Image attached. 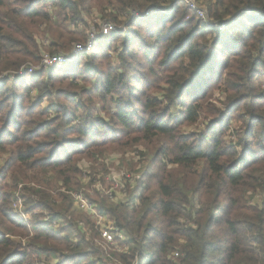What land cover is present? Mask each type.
<instances>
[{
    "label": "trees",
    "instance_id": "trees-1",
    "mask_svg": "<svg viewBox=\"0 0 264 264\" xmlns=\"http://www.w3.org/2000/svg\"><path fill=\"white\" fill-rule=\"evenodd\" d=\"M103 3L109 5L97 14L95 32L105 23L124 28L98 36L99 52L79 53L61 75L52 66L16 76L42 49L69 54L86 44L84 9ZM202 6L211 23L225 24H204L183 0H0V153L10 152L0 179L8 174L13 188L18 175L36 169L70 188L81 156L162 139L150 169L141 168L138 206L99 207L133 243L118 255L124 264L135 257L137 264H264V0H206ZM147 12L150 20L142 23ZM57 75L58 81L90 75L95 81L71 94L54 89ZM81 94L87 102L98 100L107 123ZM47 97L52 100L41 108ZM189 127L197 133L185 132ZM152 180L156 189L148 194ZM45 189L35 190L37 203L54 217L65 215L45 202ZM10 191L0 183V264L53 257L60 258L57 264H95L86 260L81 241L36 217L25 245L12 238L29 231L7 209ZM72 226L77 223L62 229ZM173 249L177 261L168 258Z\"/></svg>",
    "mask_w": 264,
    "mask_h": 264
},
{
    "label": "rangeland",
    "instance_id": "rangeland-1",
    "mask_svg": "<svg viewBox=\"0 0 264 264\" xmlns=\"http://www.w3.org/2000/svg\"><path fill=\"white\" fill-rule=\"evenodd\" d=\"M197 2V6H199L200 8H202L203 4L206 2V0H196ZM108 3H103L102 5H91L90 7L85 8V13L82 15L84 20L87 21L88 23L85 24L87 25L82 26L83 28H85L86 34L90 31V29L92 28L94 31L97 30L98 28L95 27V23L94 20H96L97 22H99L98 18L96 17L97 14L101 13L104 14V6L105 8H107L106 6H108ZM185 7V6H184ZM187 7V6H186ZM188 8V7H187ZM189 15H192L193 11L191 10H187ZM148 14V12L146 13ZM143 14V15H146ZM142 14L139 16H143ZM142 23H146L148 22V20H150V15H146L145 17L140 19ZM136 23L139 22V20L135 21ZM122 24V23H120ZM56 25V24H55ZM135 26V24H133ZM124 27L123 25L117 26L116 29L122 28ZM110 27H107V29L109 30ZM110 31H108L109 33ZM41 35V34H40ZM108 35V34H107ZM40 43H44V38H42V36L39 37ZM119 42V41H118ZM120 48H116L115 50H119ZM115 50H110L109 55L111 58V63H114V59H115ZM42 51H45L44 49H42ZM99 52L98 46L94 47L91 46V48L89 49V51H87V53L89 52ZM84 58H81V60ZM31 63L32 65H37L36 62H28ZM74 64V63H73ZM72 62H68V63H63L61 66H57V72L59 73V75L63 74L62 72H66L71 66H73ZM103 66L101 68V70H103L105 68V66L108 64L107 61H104ZM50 67H43V70H47ZM80 72H82L80 70ZM38 73H34V74H28L30 76H36ZM42 76H46V74H44V72L42 73ZM54 74V73H53ZM81 75H84L85 73L82 72L80 73ZM87 74V73H86ZM29 76V77H30ZM91 77H85V79H82L80 77L77 78H73L71 76V78L63 80V81H58L57 76H55L54 78V89H60V90H70L71 94H75V93H80L81 89L84 87H91L94 84V76L90 75ZM93 76V77H92ZM69 81H71V84H69ZM11 82H7L6 84H10ZM262 85V84H261ZM263 87V85H262ZM18 91H20V89H18ZM54 98V96H53ZM60 100H62V97H59ZM80 98L82 100H84V104L89 108V106L92 108H96V110L94 111L95 114H98L100 116L104 117V122H108L109 118L106 117L105 113L101 110H99L98 108L101 107V104L98 102V100L96 98L92 99L90 102L85 101V96L84 95H80ZM76 99H78V97H76ZM48 100H52L51 97H47L45 100H43L42 104H41V108L45 107L47 105V101ZM70 108L72 107L71 105H69ZM83 111V109H81V112ZM236 123L238 126L240 125L239 122H234ZM199 128V127H198ZM197 128L196 127H189V128H185V132L188 133H197ZM74 138V137H73ZM161 138L159 140H155L153 143H145L143 141H139L137 143H133V144H128L125 145L124 147L120 148V147H113L108 145L107 149H104L105 152L101 153L103 155L99 156V157H104L103 161L98 160L99 157H96L95 155L92 157H88V156H81L77 163L81 164V167L83 169H85L86 171L83 173H79L77 176V180H75L73 182V184L70 186V188H65V187H60L59 183L54 179L53 176H51V174H46V175H41L42 173H36V169L32 170V171H28L27 175L25 176H20L18 175L17 179H19L17 181V185H13V188L11 187L12 183L11 181L8 180V174H7V178L5 180L0 179V183H4L7 184L9 186V190L11 189V194L12 197L10 198V202L7 205V209H9L12 214H14L15 216H17L18 218H20L23 223L26 225V229L29 231V233L26 232V230L21 231V234L16 236H12V238L16 239L17 241H20L23 245L26 244V242L28 241V239L33 235V230H35L32 226L34 227V223H35V217L38 218V221L43 222L47 227H50L51 230L53 232H58L59 234H61L62 236H69L70 238H75L77 239V241H81V250L87 253V258L86 260H91V261H96L95 264H105V260H104V256L100 253V249L101 248L103 250V242H102V238L99 234H97V229L95 228H91V225L93 223V220L91 218H89L85 213L76 210L74 204H73V200L70 197V195L67 193V190H74V191H81L82 194L84 196H86L89 200L97 203L99 206H101L103 203L106 205H112V203L106 199L105 194H104V190H107L109 187H111L113 185V183L109 180V172L110 170H118V167H116V162L114 160H109L107 163L105 161V158L110 157L111 155L114 154H121L122 158H121V163L120 166H126L129 169H134L138 163H134L131 160L127 159L125 157V154H130L132 152H134V150H139L142 149L143 151L141 152V156H140V169L143 168L145 169L146 167H149L148 170L150 169V166H152L153 164V155L158 152L160 146H161ZM73 146H77L76 145H67L68 150L66 152H68L69 150L72 151L71 148H73ZM171 146V144L169 145ZM132 151V152H131ZM162 157V155H160L157 160H159ZM10 158V152H4V153H0V169L2 168V166L7 165V161ZM120 159V158H119ZM156 162V161H154ZM170 168H177L176 165H172ZM142 169V170H143ZM198 171L200 172L202 170V165H198L197 167ZM141 171V170H140ZM36 174V177H30V175L32 173ZM36 180H33V179ZM39 180V181H37ZM151 186L149 187L148 194H150L151 192H154L156 187H155V182L152 180L151 181ZM44 188H46L45 190L47 191L46 194H49L46 198V201L48 203L49 206L55 205V208L60 209L61 211H63L64 213H66L65 215H61L60 217V222L59 223H52L50 220H52V218H55L54 215H51L49 213V211L45 210L44 207L42 208L41 205L39 203H37V199H39L40 195L38 194L39 192H37V194L35 195L34 192L36 191H44ZM143 188H144V183H143V187L139 190V195L142 194L143 192ZM6 189V188H5ZM145 192V193H146ZM62 197H60V196ZM68 196L67 198H64V196ZM255 198V197H254ZM69 202L70 206H69ZM46 203V204H47ZM29 204H35L33 205V208L30 209L27 206H29ZM69 206V207H68ZM199 205L198 204H194V208H198ZM66 208L67 212H66ZM135 208V207H134ZM134 208H130L131 210ZM185 210L189 211L190 208L189 207H185ZM185 211V212H187ZM193 211V209H192ZM108 214V213H107ZM108 216H110L108 214ZM107 221L111 220L109 217L107 218ZM109 219V220H108ZM70 221H74V222H81L82 225L85 227L86 231H83L78 225L77 227L74 228V226H72V230L65 228L64 230L62 229L65 225H68ZM6 223H9V221H6ZM88 227L91 228V231L88 229ZM94 227V225H93ZM83 238V239H81ZM175 249L171 250L168 254V258H170L173 261H177V254H176ZM110 252H113L112 250ZM59 256V255H58ZM44 258V257H41ZM60 258H50L49 260H43L41 259V261H38L37 264H57V262L59 261ZM114 262L112 264H124L119 258L118 255H115V258H113ZM144 261H142L143 263ZM132 264V263H130Z\"/></svg>",
    "mask_w": 264,
    "mask_h": 264
},
{
    "label": "built area",
    "instance_id": "built-area-1",
    "mask_svg": "<svg viewBox=\"0 0 264 264\" xmlns=\"http://www.w3.org/2000/svg\"><path fill=\"white\" fill-rule=\"evenodd\" d=\"M185 5L189 10L193 11L204 24L210 26H217L221 28L224 24H213L208 19L204 8H200L197 6L196 0H183ZM146 14V13H145ZM139 16V15H138ZM97 17V16H96ZM94 22H97L94 20ZM107 27H110L109 30ZM119 28L120 30L123 29ZM116 29L111 23H105L101 27V33L97 34L92 28L90 29L88 35L89 40L84 45L76 44L73 51L69 54H51L47 51H42L39 56V60L36 61L37 65H32L31 63H27L20 67V69L15 72L16 76H20L23 74H34L38 70H41L43 67H52V66H61L63 63L73 62V60L77 57L79 53L87 52L93 46L94 41L98 36L108 34V31L119 30ZM143 150H134V152L130 154H125V157L131 160L134 163H138L134 169H129L126 166H120L121 163V154H114L110 157L105 158L106 163L109 160H114L116 162V167L118 170H110L109 172V180L113 183L111 187L107 190H104V194L106 199H108L112 204H125L129 208H136L139 203V190L143 187V170L140 169V156ZM120 158V159H119ZM98 160L103 161L104 157H99ZM78 164V168L81 173L86 170L81 167L80 163ZM141 170V171H140ZM68 194L73 200V204L76 210L85 213L89 218L93 220L91 228L97 229V234H99L102 238V242L104 244L103 250L100 249V253L104 256L105 264H112L114 262L113 258L115 255L127 254L131 250V246L133 243H128V236L125 231L120 228L113 218L108 216L104 210H100V206L89 200L86 196L82 194L81 191L67 190ZM106 217L111 220L107 221ZM52 223H59L60 217H55L50 220ZM77 225L83 230L86 231L85 227L81 222H77ZM94 225V227H93ZM91 228L88 229L91 231ZM73 242H78L77 239L72 238ZM113 252H110V251ZM177 256L179 255L178 251H176ZM132 264H137L136 257L131 262Z\"/></svg>",
    "mask_w": 264,
    "mask_h": 264
},
{
    "label": "water",
    "instance_id": "water-1",
    "mask_svg": "<svg viewBox=\"0 0 264 264\" xmlns=\"http://www.w3.org/2000/svg\"><path fill=\"white\" fill-rule=\"evenodd\" d=\"M243 11H245V10H240V12H243ZM223 24H225V22H223Z\"/></svg>",
    "mask_w": 264,
    "mask_h": 264
}]
</instances>
